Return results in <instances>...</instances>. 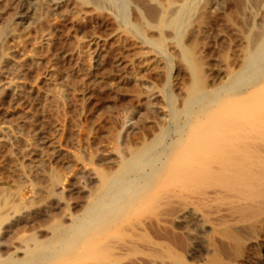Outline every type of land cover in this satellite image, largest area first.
Masks as SVG:
<instances>
[{
  "label": "rangeland",
  "instance_id": "374dc122",
  "mask_svg": "<svg viewBox=\"0 0 264 264\" xmlns=\"http://www.w3.org/2000/svg\"><path fill=\"white\" fill-rule=\"evenodd\" d=\"M145 1H130L129 26L91 0H0L1 194L21 187L29 205L60 180L56 194L66 198L40 205L44 215L70 206L68 217L80 215L99 171L117 170L172 122L170 97L183 112L196 75L214 93L248 72L263 0H195L182 25L187 0ZM151 6L165 14L143 20ZM40 206L11 222L26 219L28 235L45 230L34 222ZM5 231L4 243L13 236ZM254 231L239 264H264V226Z\"/></svg>",
  "mask_w": 264,
  "mask_h": 264
},
{
  "label": "bare ground",
  "instance_id": "6f19581e",
  "mask_svg": "<svg viewBox=\"0 0 264 264\" xmlns=\"http://www.w3.org/2000/svg\"><path fill=\"white\" fill-rule=\"evenodd\" d=\"M91 1L112 6L129 26L130 1L141 8L147 4ZM193 1H186L177 25L196 8ZM145 10L143 20L165 14L152 6ZM134 28L140 35V27ZM255 51L248 72L219 92H207L196 75L185 111L176 110L170 97L172 122L151 142L131 149L117 170L99 171L100 185L80 215L68 217L67 204L66 211L44 215L40 205L55 203L60 180L54 179L46 198L29 205L21 202V187L4 189L0 264L241 263L252 241L245 233L264 226V25L256 31ZM38 206L34 222L45 230L33 228L36 232L28 235L26 219L11 222L12 214ZM5 229L13 232L6 243Z\"/></svg>",
  "mask_w": 264,
  "mask_h": 264
}]
</instances>
